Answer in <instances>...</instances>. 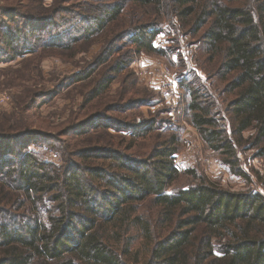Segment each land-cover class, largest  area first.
<instances>
[{"label":"trees","instance_id":"1","mask_svg":"<svg viewBox=\"0 0 264 264\" xmlns=\"http://www.w3.org/2000/svg\"><path fill=\"white\" fill-rule=\"evenodd\" d=\"M129 4L156 22L111 31ZM165 17L197 45L222 100L218 108L209 85L180 76L190 124L221 166L252 183L240 156L264 159V0H0V65L39 50L73 58L79 47L102 43L97 59L73 77L90 83L87 105L71 122L51 129L30 117L20 127L0 119V264H264V195L181 172L175 126L158 112L136 115L158 105L156 95L133 94L123 83L118 98L95 102L135 53L165 54L155 48ZM126 40L135 52L122 53ZM116 53L122 56L104 67ZM47 96L34 92L29 104ZM47 152L62 163L46 161ZM181 177L192 185L177 187ZM144 203L157 217L135 216ZM131 223L146 240L142 259L115 246Z\"/></svg>","mask_w":264,"mask_h":264},{"label":"rangeland","instance_id":"2","mask_svg":"<svg viewBox=\"0 0 264 264\" xmlns=\"http://www.w3.org/2000/svg\"><path fill=\"white\" fill-rule=\"evenodd\" d=\"M44 1L46 4H51L53 0ZM141 22H156V20L149 13L129 4L119 24L113 25L110 30L118 31ZM171 22V18L162 19L164 29L155 41V48L163 50L165 54L135 53L131 66L125 72L118 74L109 91L95 102L101 103L108 97L118 98L123 83L128 84L126 85L133 94L139 91L156 95L160 100L158 105L143 107L136 115L149 118L158 112L160 117L168 119L175 126L173 131L180 138V151L176 156L175 164L181 172L196 170L201 176L225 189L254 191L264 195V186L258 182L255 174L259 172L264 177V159H255L254 152L240 156L242 168L252 178V183L247 184L221 166L220 157L203 144L197 130L190 124L187 95L179 85L180 76L190 79L196 76L201 85L207 87L209 85L213 96L217 99L218 108L222 107V100L214 86H211L206 79L205 66L198 56L197 45L189 36L186 37L176 31ZM173 22L176 23L175 20ZM123 46L122 53L127 50L136 51V47L129 40L124 41ZM101 48L102 43L97 39L90 46L76 49L73 58L69 57L70 52L63 53V58L60 51L39 50L37 54L0 65V119L12 120L16 127H20L24 117H30L36 126L46 123L51 129L71 122L79 111H84L85 96L90 83L86 81L83 84H75L73 77L82 71L85 72V69L97 59ZM122 53L114 54L104 67L113 64ZM98 74L97 72L93 77L97 78ZM212 83H215V80ZM34 92H42L49 96L41 104L30 105L29 98ZM91 109L92 104H88L87 110ZM156 134L148 136L151 143ZM150 142L146 146H149ZM44 158L56 165L62 163L60 156L55 152L45 153ZM192 182L187 177H181L177 187L186 188L191 186ZM156 214L157 210L152 204L144 203L138 207L135 216L149 220L151 216L157 217ZM138 224L131 223L130 228L125 233L122 232L123 238L118 237L117 241H114L116 247L121 248L126 244L131 254L138 253L139 259H142L146 250V240ZM113 230L119 233V228Z\"/></svg>","mask_w":264,"mask_h":264}]
</instances>
